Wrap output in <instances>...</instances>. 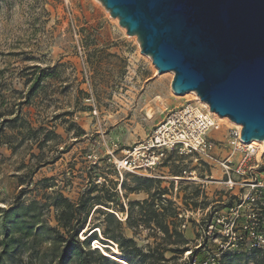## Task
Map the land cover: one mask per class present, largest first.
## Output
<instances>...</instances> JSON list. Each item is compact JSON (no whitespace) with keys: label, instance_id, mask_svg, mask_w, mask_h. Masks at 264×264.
<instances>
[{"label":"rangeland","instance_id":"374dc122","mask_svg":"<svg viewBox=\"0 0 264 264\" xmlns=\"http://www.w3.org/2000/svg\"><path fill=\"white\" fill-rule=\"evenodd\" d=\"M100 3L0 0V264H114L87 255L81 238L94 227L97 238L101 233L105 243L95 239L98 242L93 249L100 247L102 254L120 264L129 263L118 245L103 236L105 231L133 239L147 256L140 261L142 255L129 246L139 264H185L186 254L180 258V253L186 243L190 247L185 250H194L200 238L195 227L181 237L175 233L178 221L174 216L182 201V208L189 204L210 207L213 215L233 217L238 203L234 194L254 193L250 186L230 191L221 181L220 163L231 158L235 166L244 157L230 144L234 141L231 130L237 126L229 119L220 120V128L216 126L208 134L214 146L213 160L200 156L203 161L195 163L196 157L173 154L170 162L155 172L130 175L125 189L114 193L118 183L109 161L112 145L118 144L120 150L135 146L151 135L169 112L196 100L173 91L172 76L158 74L151 58L141 53L137 37L129 36ZM255 148V154L245 162L246 174L233 177L239 182L257 177L261 182L262 193L256 196L261 223L250 225L264 236V146L258 142ZM90 155L97 160L89 159ZM115 156L121 158V151ZM194 169L199 179L209 174L219 181L205 189L187 177L178 186L173 183L172 178L183 170ZM164 192L172 200L170 211L162 213L161 201L154 208L149 202L127 206L148 198L154 204L157 194ZM61 196L75 205L93 199L82 214L85 218L89 212L80 243L70 242L64 256L62 236L66 232L57 221ZM101 200L112 201L111 208L119 204L123 214L119 208L116 213L98 206L102 209L94 215V205ZM11 207L16 210L8 220L14 224L6 228L4 212ZM251 208L248 203L242 207L240 225L247 222ZM154 210L160 214V226L169 228L168 235L153 222H141L142 216ZM128 211L129 222L124 221ZM108 212L118 214L123 222L116 215L107 222ZM218 244L219 240L209 243L211 255L219 254ZM238 250L219 254L218 264H264V247H254L251 236L244 250ZM203 256L207 250L198 259Z\"/></svg>","mask_w":264,"mask_h":264},{"label":"water","instance_id":"95a60500","mask_svg":"<svg viewBox=\"0 0 264 264\" xmlns=\"http://www.w3.org/2000/svg\"><path fill=\"white\" fill-rule=\"evenodd\" d=\"M178 95L264 141V0H98Z\"/></svg>","mask_w":264,"mask_h":264},{"label":"built area","instance_id":"2783aa9c","mask_svg":"<svg viewBox=\"0 0 264 264\" xmlns=\"http://www.w3.org/2000/svg\"><path fill=\"white\" fill-rule=\"evenodd\" d=\"M215 115L208 105L204 107L202 104H188L169 112L152 134L135 146L120 150L119 145L114 143L112 151L109 152V161L116 170L117 181L122 183L126 174L155 172L169 163L173 154L196 157L194 158L195 163L203 161L200 156L213 160L212 150L214 146L208 140V134L217 126ZM241 131L242 127L241 130L237 127L231 130V137L234 140L231 145L244 157L235 166L231 158H226L220 163L223 170L221 181L230 191L238 188L242 190L244 187L250 186L254 193L244 196L240 191L238 194H234L235 201L238 203L233 217H227L226 214L222 213L213 215L210 207L205 209L193 208L189 204L188 208H182L184 207L182 201L181 207L176 209L179 230L183 232L190 227H195L200 240L194 250H207V256L202 260L196 257L191 258L193 248L190 252L186 251L184 259L189 264H218L219 254L239 248L240 243L243 241L244 232H248L252 237L254 247H264V236H259L250 225V223L254 226L260 223L259 209L256 208L260 199L256 196L262 193L263 186L257 177L251 182L245 180L239 182L233 177L234 175L243 177L246 174L245 162L256 152L255 147L240 139ZM116 151H121V158L115 156ZM93 158L95 161L97 160L96 156H89V159ZM249 169L256 171V167H250ZM183 177H187L189 181L201 186L202 189L219 181L209 174H205L199 179L197 170L194 169L183 170L179 176L176 175L172 178L173 183L178 186ZM119 191L121 193V185H119ZM169 203H172L171 197L169 195L163 196L161 205L167 206ZM246 203L253 206V208L249 209L247 213V222L240 225L239 213ZM115 215L120 221H123L118 214ZM218 240L219 254L211 255V251L208 250L209 243Z\"/></svg>","mask_w":264,"mask_h":264},{"label":"trees","instance_id":"16d2710c","mask_svg":"<svg viewBox=\"0 0 264 264\" xmlns=\"http://www.w3.org/2000/svg\"><path fill=\"white\" fill-rule=\"evenodd\" d=\"M114 171H115V174H116V170L114 169ZM130 175H134V174H126L125 175V177H124V180H123V182L122 183H120L119 181H117V183H118V185H114L115 187L113 188V191H114V193H116V194H118V191H119V189H118V186L119 185H121V188L124 190L125 189V182H126V179L130 176ZM116 176H117V174H116ZM179 176V175H178ZM105 186L103 185L102 186V188H104ZM122 189H121V191H122ZM157 195H159V197L157 198V200L154 202V204H152V202L149 200V198L147 199V200H145L143 203H140V202H138V201H135V202H129L128 204H127V206L128 207H130V208H132L134 205H137V206H139V205H144V203H151V206H152V208H154V206L155 205H157V202H159V201H161V199L163 198V196H165V195H168L167 194V192H164V193H162L161 195L160 194H157ZM161 196V197H160ZM152 197H154V195H152ZM93 199H90V198H88V199H86L85 200V202H81L79 205H75V204H73L72 202H70L68 199H66V198H64L63 196H61V202H62V206H57V207H60L59 209H60V213L58 214V216H57V221H58V226L60 227V228H62V229H64L65 230V232H66V236H62V239H63V242H65L66 243V247H64V250H63V256H64V254H66V252H67V246H69L70 245V242H77V243H80V240H79V235H81L82 234V231H84L85 230V226H86V224H87V222H88V216H89V212L87 213V216L85 217V218H83L82 217V214L84 213V209L88 206V204L90 203V201H92ZM110 203H113L112 201H110V200H106V201H100L99 203H97L96 205H94V207H95V209H94V215L98 212L99 213V211H101L100 209H102V208H98V206H102V207H104V208H107V209H112V210H114L116 213H118V210H115V209H121L120 210V212H122L121 214H123V212H124V209H123V207H121L119 204L118 205H116V207H114V208H111L110 207ZM187 203V202H186ZM171 203H169L167 206H163L162 207V213H164L165 211H170L171 209H173L172 207H171V205H170ZM160 205H161V202H160ZM16 210V208H14V207H11L10 209H8V210H6L5 212H4V215H5V218L8 220V216L10 215V213L12 212V211H15ZM174 214V213H173ZM114 215L115 214H113V213H110V212H108L107 214H105V219H106V221L108 222V221H110V220H112V219H114ZM160 214H158L157 212H156V210H154V211H151V212H149V214L146 216H142V218H143V220L141 221L142 223H144V224H148V223H151V222H153V223H155L158 227H162L163 228V231H164V233L165 234H169L170 233V230H169V228L167 227V226H163V225H161L160 226V224H159V219H160V216H159ZM176 213H175V216H174V218L176 219ZM92 219H93V216H92ZM130 219H131V215H130V212L128 211L127 212V216H126V218L124 219V221H127V222H129L130 221ZM5 221V227L7 228V226H8V224H10V225H13L14 224V222L13 221ZM177 221V220H176ZM117 222V224L119 225V226H121L122 225V223L120 222V221H116ZM123 222V221H122ZM260 223H261V220H260ZM98 227V226H97ZM96 227H94V228H92L91 230H90V232H92L93 231V233L89 236V233H87L86 234V239L85 240H83V243L82 244H84V245H86L85 247H84V249H85V251H86V253H87V255L88 256H97V257H99V259L101 260V261H103V262H107V263H114V264H120L119 262H116L114 259H112V258H110V257H108V256H106V255H104V254H102V252H100V250H94L93 248H92V243H93V241H97V240H95V239H98L99 241H102L103 243H105V241H103L102 239H100L101 238V233H100V238H97V234L95 233V229ZM99 229H101L100 227H98ZM175 229V233H176V235L178 236V237H181V235H184V233H185V231H180L179 230V222H178V224H177V226H176V228H174ZM98 232V231H97ZM103 234V236L106 238V239H108V240H111V241H113L114 243H116L118 246L117 247H119V249L121 250V252H122V256H123V258L129 263V264H139L138 262H136V259H135V257L132 255V253L131 252H129V250H128V247L129 246H132V247H134L135 249H136V251H138V253H140L142 256H141V258H139V260L140 259H143V258H145V257H147L145 254H143L140 250H138V248H136V242L133 240V239H129V238H125V237H123V236H119V237H116L115 235H113V234H111L109 231H105L104 233H102ZM69 237V239L67 240V238L66 237ZM248 239H250V236H249V234H248V232H244L243 233V241L240 243V245H239V248L238 249H240V250H238V251H243L244 250V245H245V243H246V241L248 240ZM98 242V241H97ZM190 247V245L188 244V243H186V248L185 249H188ZM185 249H183L182 250V252L180 253V258H182V256H183V254H185V252L187 251V250H185ZM253 250H256L255 248H252ZM192 251V257L191 258H194V257H196V258H198V256L199 255H201L202 254V251H204L203 249H197V250H191ZM235 252H237V251H235ZM203 255H205V254H203ZM164 257V256H163ZM62 258H64V257H62ZM62 258L60 259V261L62 260ZM205 257L203 256V259H204ZM141 261V260H140ZM185 264H189L188 263V261L187 262H185Z\"/></svg>","mask_w":264,"mask_h":264},{"label":"bare ground","instance_id":"6f19581e","mask_svg":"<svg viewBox=\"0 0 264 264\" xmlns=\"http://www.w3.org/2000/svg\"><path fill=\"white\" fill-rule=\"evenodd\" d=\"M96 1L99 2L98 0H96ZM99 3H100V2H99ZM100 4H101V3H100ZM147 58L150 59L149 56H147ZM151 60H152V59H151ZM158 74H160V73L158 72ZM164 74H170V75L172 76V79H173V77H174V73H173V72H168V73H164ZM186 95H191V96H193L194 98L192 99V101H193V100H196V101H195L196 104H202L204 107L207 106V104H206L205 102H202L201 99L199 98V96H198L195 92L186 93V94H184V95H182V96H186ZM180 98H181V97H180ZM190 101H191V100H190ZM149 118H150V119H153V116L150 115ZM215 118H216V120H217V123H216L217 128H216V129L220 128V126H221L220 123H219L220 120H228V118H221V117H219L218 115H215ZM235 125H236V124H235ZM236 126L239 128V130H241V126H240V125H236ZM258 142H259L260 145L264 146V141H256V140H252L251 142H249V143H247V144H250V145H252L253 147H255V145L258 144ZM230 144H233V142H231ZM234 150H235L236 152H238L239 154H241L239 151L236 150L235 147H234ZM241 156L243 157L242 154H241ZM262 159H263V156H262V152H261V153L258 155L257 160H258L259 162H261Z\"/></svg>","mask_w":264,"mask_h":264}]
</instances>
